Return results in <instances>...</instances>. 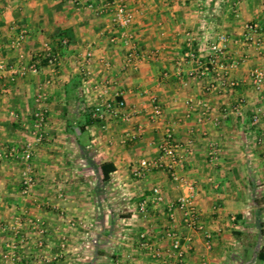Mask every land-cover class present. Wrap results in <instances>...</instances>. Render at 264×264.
<instances>
[{"label":"crops","instance_id":"crops-1","mask_svg":"<svg viewBox=\"0 0 264 264\" xmlns=\"http://www.w3.org/2000/svg\"><path fill=\"white\" fill-rule=\"evenodd\" d=\"M105 1L0 0V60L15 65L23 55L28 64L48 45L60 61L55 72L41 62L36 73L0 79V151L30 140L35 97L40 91L48 97L27 197L21 195L22 162L0 161V260L4 245L16 239L19 218L25 238L20 255L27 262L62 252L50 264H149L139 236L146 234L165 252L164 233L172 227L191 241L185 264H264L256 259L264 245V87L256 92L249 78L253 70L264 72V0H123L134 14L130 31L142 58L135 71L125 66L126 49L110 15L96 12ZM248 23L259 27V46L243 41ZM22 31L24 44L11 50L10 41ZM220 34L229 38L223 56L209 49ZM189 38L193 57L185 56ZM205 66L209 73L201 75ZM223 70L227 83L237 86H220ZM104 89L110 96L121 93L132 119L105 117L84 127L85 111L95 110ZM153 97L163 113L157 122L150 120ZM200 103L210 107L205 115ZM258 111L262 117L254 125ZM167 124L181 145L180 173L195 187L209 241L185 228L177 212L176 223L170 222L167 206L182 193L165 171L134 177L137 167L159 158ZM103 164L114 167L106 181ZM155 188L161 204L151 203ZM143 200L146 216L138 210ZM35 219L47 230L41 251L29 224Z\"/></svg>","mask_w":264,"mask_h":264},{"label":"built area","instance_id":"built-area-1","mask_svg":"<svg viewBox=\"0 0 264 264\" xmlns=\"http://www.w3.org/2000/svg\"><path fill=\"white\" fill-rule=\"evenodd\" d=\"M75 3L76 0H64ZM98 14H109L110 15V26L116 29L119 34V40L126 49L125 55V66L135 71L138 69L142 58L138 54L137 44L134 35L131 33L130 28L134 21V14L123 2V0H106L100 7L96 9ZM244 43L251 46H259V27L255 23H248L244 27ZM1 38V33H0ZM26 40V33L20 32L14 39L10 41L9 48L11 50H20ZM111 43H116V38L110 39ZM229 38L227 35L220 34L217 36L216 41L210 46V51L217 56H223L227 49ZM186 57H193L194 40L189 38L185 44ZM88 58L91 57L90 53H87ZM41 62H45L46 66L55 72L57 67L60 65L58 55L52 50L51 47L45 45L41 53L37 55L30 63L25 64L24 56L20 55L17 64L8 65L4 61L0 60V79L3 80H15L16 78H23L28 73H36L38 66ZM104 66H108V63L102 61ZM211 63L214 64L212 60ZM235 63H231L230 68H234ZM209 73L207 66L203 68L201 75ZM219 77L220 86L226 88L227 85L230 87L237 86L236 83H227L226 77L228 72L223 70L221 74H217ZM250 82L256 92H261L264 87V72L261 70H253L249 74ZM48 84V82L46 83ZM214 89L213 83L209 85L208 90ZM47 100L46 93L40 91L35 97V110L32 118V128L30 130V140L26 141L22 146H13L6 151H0V161H9L13 159H19L22 162V169L20 172L21 176V195L27 197L34 184L33 170L31 167V160L34 156V150L43 143L45 136V129L47 126ZM152 111L150 115L151 121H160L163 117L162 109L158 104L156 98L150 100ZM204 109V113L209 112L210 107L207 103H200ZM102 108L103 113H99V109ZM126 103L121 95L117 92L113 95H109L107 90H103L99 96V104L95 108L92 118L95 120H103L105 117L109 118H120L122 121L128 123L132 119V113L125 111ZM239 114V109L235 110ZM188 117V116H187ZM261 113L258 111L253 117V124L258 125L261 119ZM199 123H202V119H199ZM178 121L176 124H180ZM140 135L138 132L135 135L127 136V141L135 139ZM125 141V140H124ZM123 141V142H124ZM213 154L214 145H211ZM181 152V145L177 143L174 135V127L167 124L163 128V137L161 144L159 145L160 156L157 160L148 161L137 167L134 171V177L141 179L148 173L155 170H163L170 177L177 186L181 189V196L174 202L167 206L168 217L170 222L176 223L175 212L179 213V221L181 224L192 231L203 233L205 240L211 239L210 233L206 232L201 222V214L196 207V190L192 183L188 182L181 176L184 170V159ZM215 153V152H214ZM151 203L161 204L163 203V195L159 188H155L152 191ZM1 202V200H0ZM138 210L144 216L148 214V201L143 200L138 205ZM20 219H15L16 227L13 232L16 234V239L7 242L4 245L5 252L2 255L0 264H50L53 260L62 256V252L59 256L52 259H46L42 254H39L37 259L34 261H24L20 255V248L22 243L25 242V238L19 235V224ZM32 230L37 234L39 239L37 240V248L41 251L43 249L42 237L46 234L47 230L43 221L35 219L29 222ZM18 226V227H17ZM73 226V225H72ZM164 240L169 242V248L162 252L157 246L148 238L146 234H141L139 240L141 246L147 250L150 263L149 264H185L187 254L192 250L191 241L188 238H182L180 234L174 229L169 228L164 233ZM64 240V239H62ZM209 247V245H208ZM61 248L64 249V243L61 244ZM63 251V250H62ZM201 264H208L205 260Z\"/></svg>","mask_w":264,"mask_h":264},{"label":"trees","instance_id":"trees-1","mask_svg":"<svg viewBox=\"0 0 264 264\" xmlns=\"http://www.w3.org/2000/svg\"><path fill=\"white\" fill-rule=\"evenodd\" d=\"M45 63V62H44ZM69 93V90L66 91V95ZM69 95V94H68ZM67 95V98H69ZM94 110L93 109H87L85 111V115L87 118V122L85 123V126H89L90 124L94 123L96 120L92 118ZM79 131L83 132V127H79ZM101 170H102V174H103V180L106 181L108 179V174L112 171H114V167L111 164H103L101 165ZM264 226L261 227L260 229V235L262 237H264ZM256 259L259 262H263L264 263V245L262 247L259 248V250H257L256 252Z\"/></svg>","mask_w":264,"mask_h":264}]
</instances>
